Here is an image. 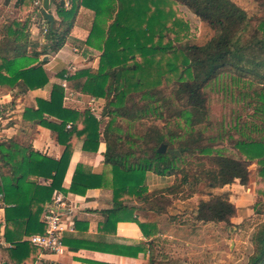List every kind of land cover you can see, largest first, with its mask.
Here are the masks:
<instances>
[{
	"label": "trees",
	"instance_id": "obj_1",
	"mask_svg": "<svg viewBox=\"0 0 264 264\" xmlns=\"http://www.w3.org/2000/svg\"><path fill=\"white\" fill-rule=\"evenodd\" d=\"M33 1L17 0L16 5L29 12L0 20V86L18 87L21 93L46 86L49 76L42 57L64 46L78 10L84 6L95 14L85 43L102 51L99 67L74 73L63 70L59 75L71 89L104 98L105 105L99 116L91 109L66 105L65 87L54 84L49 99L38 98L36 108L25 109L24 120L50 129L65 147L59 158L15 137L0 139L3 235L11 244L10 254L15 260L24 261L40 249L24 237L45 232L41 215L55 191H66L63 182L78 141L88 152H97L101 142L106 145L104 163L111 166L114 186L112 207L104 211L106 220L102 230L106 231L110 228L115 232L118 222L134 221L145 237L153 234L154 224L134 217L138 207L125 202L128 196H136L149 204L150 210L162 213L167 209L164 203L169 202L168 196L180 193L183 187H188L187 197H191L202 183L209 189L223 188L236 180L247 185L253 160L259 159V174L264 179V134L260 138L245 136L233 144L242 158L215 149V137H207L203 130L211 122L206 89L225 71L237 73L250 85L257 84L261 105L257 109H264V17L259 19L253 35L245 37L251 17L233 0H173L216 29V34L204 44L184 43L174 48L171 44L162 45L165 15L157 4L152 9L151 0H68L69 7L65 0H50L59 18L51 26L43 17L48 29L41 42L31 34L35 22ZM170 49L174 58L182 57L183 69L169 61V72L176 79L169 89L160 88L161 81L157 78L160 73L154 75L151 66L158 54ZM138 56L144 63L137 61ZM149 118L168 122L182 118L185 125L177 123L179 130L175 131L149 123L146 121ZM163 143L168 145V150L158 152ZM169 150H179L180 155ZM147 172L174 176L175 182L149 193ZM40 177L49 180V184H40ZM104 180L105 174L94 173L78 163L69 191L85 194L89 188L102 186ZM261 194L258 213H264V191ZM189 212L196 223H229L237 213V206L227 192L209 191L208 198L201 199ZM1 227L0 223V237ZM72 240L75 241L64 235V244H71ZM82 240L86 246H94L91 241ZM252 242L254 251L247 264H264V221L257 225ZM118 247L129 249L127 254L131 256L144 249Z\"/></svg>",
	"mask_w": 264,
	"mask_h": 264
},
{
	"label": "rangeland",
	"instance_id": "obj_2",
	"mask_svg": "<svg viewBox=\"0 0 264 264\" xmlns=\"http://www.w3.org/2000/svg\"><path fill=\"white\" fill-rule=\"evenodd\" d=\"M233 1L244 8L251 17V26L245 33V37L253 35L254 29L259 24V19L264 17V0ZM4 2L0 4L2 5L0 7L1 21L5 17L11 19L15 15L14 2L11 0V3H7L9 5H5ZM155 4L161 8L165 15L163 20L166 22V29L162 45L171 44L174 48L184 43L201 45L216 34V29L201 20L181 3L173 0H151L153 10H155ZM65 5L66 7L70 6L68 0H65ZM31 9L35 10L34 2ZM49 12L58 16L56 7L51 2ZM92 12L89 33L95 17L93 10ZM36 18H38L37 14H34L33 19L36 20ZM68 45V51L70 49L71 52H74L73 43L70 42ZM77 45L76 43L75 46ZM83 47L86 48L85 45ZM91 51L92 54H88L86 60L71 62L69 68L77 69L76 72L81 69H97L102 51L93 47H91ZM169 51L158 54L155 63H152L151 66L154 75L160 73V76L157 77L161 81L160 88L166 89L172 87L176 79L173 72H169L168 62L174 61L178 64L179 70L183 69L182 57L179 56L176 59L171 53L172 49ZM137 61L144 63V59L140 56L137 57ZM129 63L131 64L133 61L130 60ZM206 90L211 122L209 127L203 128L204 133L207 137H215L213 142L215 149H221L226 154L243 158L241 152L233 144L245 136L260 138L264 134V109H257L261 107L259 105L260 98L256 94V91H260V87L257 84L250 85L245 78L242 79L235 72L225 71ZM77 97L71 103L72 107L81 110L91 109L98 116L101 114L105 105L104 98L99 103L93 104L86 96ZM146 121L157 123L161 127L175 129V131L179 130L177 123L182 126L185 125L182 118H172L171 122L155 118H149ZM103 124H101V129ZM17 138L19 141H25L24 143L28 142V140H23V137ZM191 160H194V157H191ZM258 161L259 159L251 161L249 167L251 173L247 185L236 180L225 188L209 189L202 183L197 186L196 192L191 197H187L190 192L188 187H183L180 193L168 196L169 202L164 203L167 209L162 213L150 210V205L139 201L136 196L126 197V203L138 207L134 211V217L135 214L136 216L139 215L137 217L139 221L154 224L153 234L146 237L148 239L146 242L147 252H144L148 260L153 258L151 264H247L254 251L253 233L257 225L264 221V213L256 212L262 203L260 198H262L261 193L264 191V179L259 174L260 164ZM108 172L107 176L110 178L108 186L112 189L113 194V174L111 170ZM174 182V176L161 180V176L147 172L146 185L149 193ZM209 191H213V193L227 192L231 201L237 206V213L229 223H196L191 218L189 211L196 207L201 199L208 198ZM158 202L155 201L154 203ZM70 207L69 217L72 219L76 213V206L71 204Z\"/></svg>",
	"mask_w": 264,
	"mask_h": 264
},
{
	"label": "crops",
	"instance_id": "obj_3",
	"mask_svg": "<svg viewBox=\"0 0 264 264\" xmlns=\"http://www.w3.org/2000/svg\"><path fill=\"white\" fill-rule=\"evenodd\" d=\"M3 1H5L4 4L6 5L11 0H0V4ZM12 2H14L15 15L11 18L20 17L29 12V9L23 11L20 6H17V0H12ZM92 13V10L80 6L74 26L64 46L58 52L42 57L45 61L44 68L49 76V82L46 86L29 90L26 93H21L18 87L0 86V139L10 137L18 139L17 137H23V140H28L27 144H31L34 149L49 156L59 158L65 147L57 141L50 129L41 125H35L32 121L24 120L25 109L28 107L36 108L38 98L49 99L54 84H61L65 87L66 105H71L78 98L77 96H86L93 104H97L103 99L71 89L67 86L66 80L59 75L63 70H67L68 73L76 72L77 69L73 70L72 67L69 68V63L78 62V60L83 59L86 60L88 54H92L91 47L85 43L89 35ZM54 18L58 20V16L55 15ZM33 21L35 22L31 26L32 37L43 42L44 37L41 33L42 23L34 19ZM70 42L74 45V52H71L70 49L68 51V44ZM76 43L78 44L77 46H75ZM105 150L106 145L104 142L100 143L97 152L83 150L81 141H78L75 145L63 182V187L66 191H58L68 203L76 206V213L72 216L74 229L64 234L67 239H75V241L72 240L71 244L65 243L59 252L48 253L40 248L35 250L24 261L15 260L10 254L11 244L3 235L5 208L0 204V223L2 224L0 264H149L150 260H148V257H145L148 239L144 236L136 222H118L115 232L110 228L109 231L102 230L103 222L106 220L104 211L111 208L113 204L112 189L108 186L110 178L107 176L108 170H111V166L104 163ZM78 163L88 166L94 173L105 174L104 184L100 187L89 188L85 194L70 192L69 188L72 177ZM166 178L168 177L161 176V180H165ZM38 181L44 185L50 182L42 177ZM48 204L46 203L45 207ZM41 219H43V214L41 215ZM24 239L29 240V236L24 237ZM82 239L91 241L94 243V246H86L82 243ZM98 242L101 243L98 245ZM119 245L142 246L144 249L137 256H131L127 254L130 252L129 249H120Z\"/></svg>",
	"mask_w": 264,
	"mask_h": 264
},
{
	"label": "built area",
	"instance_id": "obj_4",
	"mask_svg": "<svg viewBox=\"0 0 264 264\" xmlns=\"http://www.w3.org/2000/svg\"><path fill=\"white\" fill-rule=\"evenodd\" d=\"M33 2L35 6V14H37L38 19H42V36H45L48 25L43 20V17H40L42 1L34 0ZM70 205L71 204L68 203L62 194L55 191L52 201L46 206L43 213L42 220L46 226L45 232L29 236V241L48 253L59 252L64 246L63 238L65 232L73 231L74 229V222L69 217V212H71Z\"/></svg>",
	"mask_w": 264,
	"mask_h": 264
},
{
	"label": "water",
	"instance_id": "obj_5",
	"mask_svg": "<svg viewBox=\"0 0 264 264\" xmlns=\"http://www.w3.org/2000/svg\"><path fill=\"white\" fill-rule=\"evenodd\" d=\"M43 4V9L41 11L40 17H44L49 21L50 25L52 26L54 24L55 18L53 13L49 12L50 9V0H41ZM46 58V57H45ZM168 150V145L166 143H163L158 149V152L165 153ZM172 153H175L177 155H180L179 150H169Z\"/></svg>",
	"mask_w": 264,
	"mask_h": 264
}]
</instances>
